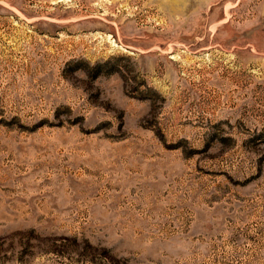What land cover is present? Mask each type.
<instances>
[{"label": "rangeland", "instance_id": "1", "mask_svg": "<svg viewBox=\"0 0 264 264\" xmlns=\"http://www.w3.org/2000/svg\"><path fill=\"white\" fill-rule=\"evenodd\" d=\"M0 264H264V0H0Z\"/></svg>", "mask_w": 264, "mask_h": 264}]
</instances>
